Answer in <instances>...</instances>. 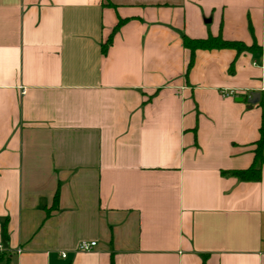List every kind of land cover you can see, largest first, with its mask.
Instances as JSON below:
<instances>
[{
  "label": "crops",
  "instance_id": "crops-1",
  "mask_svg": "<svg viewBox=\"0 0 264 264\" xmlns=\"http://www.w3.org/2000/svg\"><path fill=\"white\" fill-rule=\"evenodd\" d=\"M262 127L264 0H0L8 264H264Z\"/></svg>",
  "mask_w": 264,
  "mask_h": 264
},
{
  "label": "trees",
  "instance_id": "trees-1",
  "mask_svg": "<svg viewBox=\"0 0 264 264\" xmlns=\"http://www.w3.org/2000/svg\"><path fill=\"white\" fill-rule=\"evenodd\" d=\"M121 23L119 22L113 30V33L108 38L106 44L102 47L103 53H106L108 45L111 44L113 35L119 29ZM183 46L189 51V60L186 72L190 70L194 62V55L197 50H213V49H232L236 54L259 52L261 48L256 44L247 46L239 41H227L220 36H209L207 39H189L183 37ZM233 65H231L230 72H232ZM264 127L259 131V139L255 142L254 157L251 165L244 170H232L225 172V174L235 177L242 182H258L261 179V170L264 165ZM57 202V194L54 198V203ZM9 253L0 252V264H8Z\"/></svg>",
  "mask_w": 264,
  "mask_h": 264
},
{
  "label": "built area",
  "instance_id": "built-area-1",
  "mask_svg": "<svg viewBox=\"0 0 264 264\" xmlns=\"http://www.w3.org/2000/svg\"><path fill=\"white\" fill-rule=\"evenodd\" d=\"M221 97L226 98V97H235L237 96V93L234 90H224L221 91ZM96 247V242L95 241H81L79 242L77 246V250L81 252H89L93 250ZM62 258H65L66 255L64 253L61 254Z\"/></svg>",
  "mask_w": 264,
  "mask_h": 264
},
{
  "label": "water",
  "instance_id": "water-1",
  "mask_svg": "<svg viewBox=\"0 0 264 264\" xmlns=\"http://www.w3.org/2000/svg\"><path fill=\"white\" fill-rule=\"evenodd\" d=\"M258 100V94L253 93L250 95V99L247 100V104L254 105ZM238 101H242V99H238Z\"/></svg>",
  "mask_w": 264,
  "mask_h": 264
}]
</instances>
